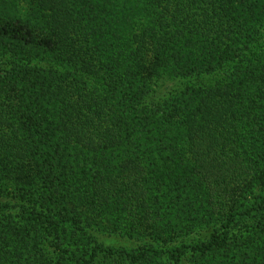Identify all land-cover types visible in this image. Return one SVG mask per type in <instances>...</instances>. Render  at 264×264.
I'll list each match as a JSON object with an SVG mask.
<instances>
[{"label":"trees","instance_id":"16d2710c","mask_svg":"<svg viewBox=\"0 0 264 264\" xmlns=\"http://www.w3.org/2000/svg\"><path fill=\"white\" fill-rule=\"evenodd\" d=\"M6 55L0 264H264V0H0Z\"/></svg>","mask_w":264,"mask_h":264},{"label":"rangeland","instance_id":"374dc122","mask_svg":"<svg viewBox=\"0 0 264 264\" xmlns=\"http://www.w3.org/2000/svg\"><path fill=\"white\" fill-rule=\"evenodd\" d=\"M104 0H101V3H103ZM108 4V3H107ZM133 23V22H132ZM11 60H13V58H11L9 55H6L4 58L0 59V66L3 65H7V63H9ZM215 74H211L208 77H198L195 78V82L198 85L199 82L203 83L204 81H207L209 78L210 79H214ZM194 82V83H195ZM191 83V82H189ZM195 85V84H194ZM183 88V84H181V86L177 89H181ZM162 93H155L152 100H157L160 99V96L164 93H166V90L163 89L161 91ZM260 192V189H255L254 190V194H258ZM12 199L11 198H3L0 196V202L5 203V202H11ZM7 209V213H9L12 217L16 214L17 212V207L15 208H4ZM186 209V207L184 208ZM3 211V210H2ZM1 213V212H0ZM200 215H198V217H196V219L198 220V223L193 227V229L187 234L188 238L190 239V241H194L196 242L197 240H202L207 238V236L212 232L211 227L207 226L206 223H202V217H205L202 215V212L199 213ZM207 226V227H206ZM99 240L103 243V245L106 247H111V246H118V247H126L129 249H133V248H138L140 247V250L142 249L143 246H145V248H153L151 247V243H150V239L146 236V235H141L140 233H135V235L133 236H121L120 234L117 233H102L98 236ZM139 250V251H140ZM138 251V252H139ZM148 254L151 255L150 256V260H147L146 258H144L145 263L143 262L142 264H155L154 261V253L152 251H148ZM102 256V254H100ZM189 257V255H188ZM141 260V259H140ZM138 262V261H136ZM158 263V262H157ZM166 264V263H165Z\"/></svg>","mask_w":264,"mask_h":264}]
</instances>
